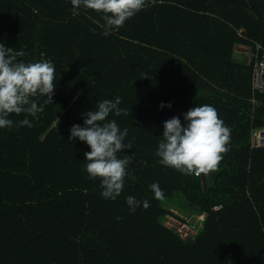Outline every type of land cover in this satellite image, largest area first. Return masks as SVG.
Listing matches in <instances>:
<instances>
[{"label":"trees","instance_id":"trees-1","mask_svg":"<svg viewBox=\"0 0 264 264\" xmlns=\"http://www.w3.org/2000/svg\"><path fill=\"white\" fill-rule=\"evenodd\" d=\"M100 14H71L70 0H0V42L45 54L56 69L53 104L33 126L0 129V264H264V93L251 86L254 60L235 47L264 45V0H149L111 35ZM121 97L119 116L132 157L124 190L101 197L86 144L73 124L104 99ZM171 103L160 109L158 105ZM209 104L232 130L215 170L181 174L154 155L163 122ZM27 114H11L14 122ZM158 182L163 199L149 186ZM129 195L149 201L130 212ZM168 206L204 215L183 239L164 224ZM119 218V219H118Z\"/></svg>","mask_w":264,"mask_h":264},{"label":"clouds","instance_id":"clouds-1","mask_svg":"<svg viewBox=\"0 0 264 264\" xmlns=\"http://www.w3.org/2000/svg\"><path fill=\"white\" fill-rule=\"evenodd\" d=\"M73 17L81 14V9L92 10L100 14L97 21L102 35L107 37L113 31L124 26L126 21L149 6V0H70ZM27 55L23 48L17 50L6 47L0 42V129H12L14 126L31 128L28 116L39 119L45 106L53 104L56 88V69L51 58L25 61ZM121 97L104 99L82 115L83 125L73 124L69 140H78L87 145L84 153L88 161L85 170L90 178L100 181L102 198L115 201L123 192L126 178L135 180L128 171L131 155L119 158L117 153L130 149L126 142L128 129H121L110 114L129 116V111L121 109ZM158 107L171 108V103L161 102ZM27 114L24 119L14 122L11 114ZM180 116L163 122L154 155L159 163L181 174L191 175L208 173L215 170L229 148L231 129L219 117L217 109L209 104L193 106ZM150 191L154 198L163 199L165 191L158 182L152 183ZM130 212L138 207H149V201L129 195L125 198ZM119 219V218H118Z\"/></svg>","mask_w":264,"mask_h":264},{"label":"rangeland","instance_id":"rangeland-1","mask_svg":"<svg viewBox=\"0 0 264 264\" xmlns=\"http://www.w3.org/2000/svg\"><path fill=\"white\" fill-rule=\"evenodd\" d=\"M246 50L250 51L248 47L237 45L235 47V54L237 55L236 58H242V51ZM252 136L254 140L255 135ZM168 208L172 211V214L167 215L166 220H164V224L178 232L183 239L193 236L201 228V222L204 219V215H190L188 212L185 213L180 211L174 206H168Z\"/></svg>","mask_w":264,"mask_h":264},{"label":"built area","instance_id":"built-area-1","mask_svg":"<svg viewBox=\"0 0 264 264\" xmlns=\"http://www.w3.org/2000/svg\"><path fill=\"white\" fill-rule=\"evenodd\" d=\"M249 50L242 51V54L246 56L247 63L254 60L251 79L252 90L264 93V45L256 42L255 49L249 48ZM260 131L256 130L253 133L255 135L253 142L256 146H263L261 141L264 137L260 135Z\"/></svg>","mask_w":264,"mask_h":264},{"label":"water","instance_id":"water-1","mask_svg":"<svg viewBox=\"0 0 264 264\" xmlns=\"http://www.w3.org/2000/svg\"><path fill=\"white\" fill-rule=\"evenodd\" d=\"M260 135L264 137V130H261L260 131ZM261 143L264 145V139L261 141ZM203 176H202V182H203V185H205V177H204V173H202Z\"/></svg>","mask_w":264,"mask_h":264},{"label":"crops","instance_id":"crops-1","mask_svg":"<svg viewBox=\"0 0 264 264\" xmlns=\"http://www.w3.org/2000/svg\"><path fill=\"white\" fill-rule=\"evenodd\" d=\"M241 46H242V45H241ZM235 56L237 57V55H235ZM241 56H242V54H241ZM251 86H252V85H251ZM260 130H264V129H259V131H260Z\"/></svg>","mask_w":264,"mask_h":264}]
</instances>
